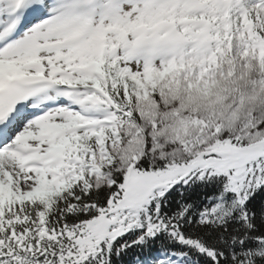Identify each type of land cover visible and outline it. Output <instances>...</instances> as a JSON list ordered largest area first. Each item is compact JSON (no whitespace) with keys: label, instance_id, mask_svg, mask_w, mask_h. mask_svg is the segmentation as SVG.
Listing matches in <instances>:
<instances>
[{"label":"snow or ice","instance_id":"snow-or-ice-1","mask_svg":"<svg viewBox=\"0 0 264 264\" xmlns=\"http://www.w3.org/2000/svg\"><path fill=\"white\" fill-rule=\"evenodd\" d=\"M0 264H264V0H0Z\"/></svg>","mask_w":264,"mask_h":264}]
</instances>
